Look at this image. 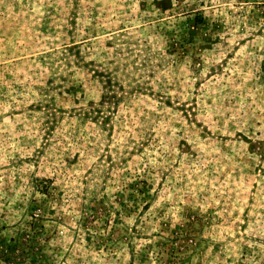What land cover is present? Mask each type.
<instances>
[{"label": "rangeland", "instance_id": "obj_1", "mask_svg": "<svg viewBox=\"0 0 264 264\" xmlns=\"http://www.w3.org/2000/svg\"><path fill=\"white\" fill-rule=\"evenodd\" d=\"M0 264H264V0H0Z\"/></svg>", "mask_w": 264, "mask_h": 264}]
</instances>
